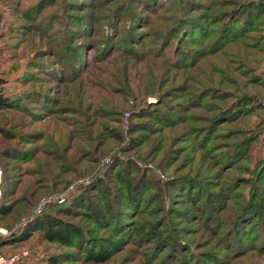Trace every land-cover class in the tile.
Here are the masks:
<instances>
[{
	"label": "rangeland",
	"instance_id": "obj_1",
	"mask_svg": "<svg viewBox=\"0 0 264 264\" xmlns=\"http://www.w3.org/2000/svg\"><path fill=\"white\" fill-rule=\"evenodd\" d=\"M189 17L199 26L179 28ZM227 26L232 35L217 37ZM0 95L10 103L0 110L5 259L69 253L58 264H84L29 228L34 203L61 196L45 212L116 243L98 264H264V0H0ZM227 106L239 109L220 118ZM118 170L146 181L134 207L115 202ZM91 179L101 189L83 197L118 206L121 233L81 207L61 212ZM193 207L210 216L187 215Z\"/></svg>",
	"mask_w": 264,
	"mask_h": 264
},
{
	"label": "trees",
	"instance_id": "obj_2",
	"mask_svg": "<svg viewBox=\"0 0 264 264\" xmlns=\"http://www.w3.org/2000/svg\"><path fill=\"white\" fill-rule=\"evenodd\" d=\"M248 5H250V4H247L245 6V8ZM251 6H254V5H251ZM243 11L242 12L239 11L237 13V18H239L241 20V23H242V21H244L242 18V15H244ZM250 13H251V10L247 9L246 14H250ZM81 20H83V19L80 18L78 20V22H79L78 24H81L80 23ZM195 24H198V22L195 21L193 18L189 17V20L187 22H185L184 26L179 27V28L186 29L189 26L190 27L199 26V25H195ZM243 25H244V23H243ZM244 28H245V25H244L243 29ZM194 29H195V27H194ZM232 30L233 29H231L229 26H227L226 29L223 30L221 34H219V33L217 34V37L220 36V38H222V39L226 38V37L232 35V33H233ZM184 54H186V52H184ZM181 62H183V61H181ZM80 64H81V62H79L77 60L76 63H73V67H74L73 69L77 70V66H79ZM50 72L53 76H55L57 73L58 78L62 77L61 71L52 69V70H50ZM40 95H39V93L38 94L37 93L29 94V96H31V100H35L37 102H42L43 104H45V99L43 97H40ZM8 101H9L8 99H6L2 95H0V110L5 108L6 106H10L9 105L10 103ZM43 106H45V105H43ZM234 107L235 106H233L231 108L228 107L226 110H224V111L222 110L223 112H221L218 116H220V118L221 117L222 118H228L229 116L233 115L236 112V110L239 109V108L236 109V107L235 108ZM157 122L159 124H165L166 122H168V119H167V117L159 114ZM8 152L9 151H7V149L6 150L3 149L2 151H0L1 185H2V177H3V173H4V168L2 165V158H3L2 156H8L7 155ZM11 155H13V154H9V156H11ZM15 156H18V155H15ZM117 166H123V165H122V163H119ZM117 166L114 168H117ZM128 166H131V165L129 163H124V168L123 167H120V168H122V170H124ZM120 172L121 171H119V170L116 171V173H114V178L116 179V182L118 184H121L122 189L124 190V193H123V195H120V194L116 195L115 196V202L120 207H122L124 205L134 207L136 195L139 193L140 188H142V186H143V189L145 188L146 181L144 182L142 177H140L138 179H133L130 177H125V176L123 177ZM131 172L137 173L138 171L133 170ZM130 176H132V175H130ZM89 183H90L89 184L90 187L87 186V188L81 189V194L75 196L70 201L69 206L62 208L61 212L65 211V213L66 212L70 213L71 211L68 212L70 208L81 207L85 211L84 210L80 211L81 215L80 214L79 215L84 217L85 220L87 222H89L91 225L100 227V226H104L106 224V226H107L106 222L114 221V223H115L114 224V232L115 233L116 232L121 233L122 231H124V229L126 227L122 223V213L119 210L120 208L118 209V206L115 207L114 205H111V206L107 205L106 209H103V208L98 209L95 206H93L92 204L88 203L87 199H85V196L83 197V195H86V192L87 193L89 191L99 192V190L101 189L100 188V181H97L96 179H91ZM172 184L174 186H178V187L181 186V187L185 188V186L190 185V182L189 181H176V182L173 181ZM192 184H194V183L191 182V185ZM146 190H148V189H146ZM15 194H17V192H15ZM220 196L221 195H218L217 196L218 200H215V203L217 205H219L221 203V200L219 202V199H221ZM63 204H65V203H63ZM87 206H89V207H87ZM5 207H6L5 205L0 206V213H3V212L5 213V211H7L5 209ZM193 208L194 209H191L192 211H190L187 215L191 214L194 216H201V218H204V220H207V217L210 216L209 210L206 207H202L200 211H198L199 209L198 208L196 209V207H193ZM4 209H5V211H4ZM252 212H254V210H252ZM181 215L185 216L186 214L181 213ZM242 216L243 215H241V211H240L236 217L238 218V217H242ZM120 224H122L124 226L121 227ZM29 228H34L35 230H39L41 233L40 237H41L42 241H45L47 243L58 244L59 246L64 247V248H75L79 252V255L81 256L80 259L77 260V262L80 261V262H83L84 264H86V263H92V264L101 263V262L105 261L108 257H110L112 255V253L116 252L114 250H115L117 245L114 241H109L110 243H108V244L106 243V244L102 245L99 242H97L96 240H94V237H92V235H90V233L93 231V229H88V228L85 229V228H83L77 224L72 223V222L59 219L56 214L51 213V212H45V210L39 216H37L35 218L33 223L31 225H29ZM132 232L136 236H139L140 239H145V237L147 236L145 234L141 235L140 234L141 231L140 232L132 231ZM91 234H93V232ZM253 234H255V233H253ZM25 239H26V235L22 234V236L20 237V240L23 241ZM164 240H168V239L164 238ZM260 242L262 245H264V239L262 236L260 237ZM165 245L171 250V253L176 250L174 242H173V244L166 243ZM60 256H62L63 258H67V259L68 258H76L74 255H71L69 253H63L61 255H55V256L49 257L47 259L46 264H58V259Z\"/></svg>",
	"mask_w": 264,
	"mask_h": 264
},
{
	"label": "built area",
	"instance_id": "obj_3",
	"mask_svg": "<svg viewBox=\"0 0 264 264\" xmlns=\"http://www.w3.org/2000/svg\"><path fill=\"white\" fill-rule=\"evenodd\" d=\"M0 187H1V167H0ZM0 196H1V188H0ZM63 201H64V199L61 196L50 198L47 201H45V200L37 201L33 205L32 215L33 216H39L44 211L46 203L59 205V204L63 203ZM0 232H2L1 229H0ZM18 259H19V255H15V256L11 257L10 259H5L4 257H2L0 255V264H13L14 261H16Z\"/></svg>",
	"mask_w": 264,
	"mask_h": 264
}]
</instances>
